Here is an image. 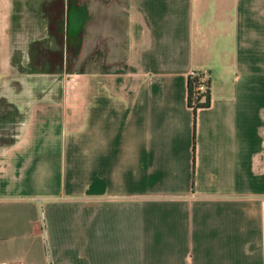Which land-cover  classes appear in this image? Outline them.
<instances>
[{
  "label": "crops",
  "instance_id": "crops-1",
  "mask_svg": "<svg viewBox=\"0 0 264 264\" xmlns=\"http://www.w3.org/2000/svg\"><path fill=\"white\" fill-rule=\"evenodd\" d=\"M0 264H264V0H0Z\"/></svg>",
  "mask_w": 264,
  "mask_h": 264
},
{
  "label": "trees",
  "instance_id": "trees-1",
  "mask_svg": "<svg viewBox=\"0 0 264 264\" xmlns=\"http://www.w3.org/2000/svg\"><path fill=\"white\" fill-rule=\"evenodd\" d=\"M195 84H197V79L189 75L186 80V101L188 106H191L193 113V121H194V113L196 109L207 107L209 104L208 81L206 80L204 83L205 89L203 92L194 90Z\"/></svg>",
  "mask_w": 264,
  "mask_h": 264
},
{
  "label": "built area",
  "instance_id": "built-area-1",
  "mask_svg": "<svg viewBox=\"0 0 264 264\" xmlns=\"http://www.w3.org/2000/svg\"><path fill=\"white\" fill-rule=\"evenodd\" d=\"M190 76L194 77L197 79V84H195L194 86V90H198L199 92H203L204 89H205V81L207 80L206 79V76L204 75V73L202 72H192L190 74ZM191 108V106H190ZM192 108H193V105H192Z\"/></svg>",
  "mask_w": 264,
  "mask_h": 264
}]
</instances>
